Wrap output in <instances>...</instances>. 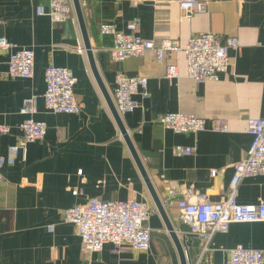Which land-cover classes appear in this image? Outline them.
<instances>
[{"label":"crops","instance_id":"0c3cea01","mask_svg":"<svg viewBox=\"0 0 264 264\" xmlns=\"http://www.w3.org/2000/svg\"><path fill=\"white\" fill-rule=\"evenodd\" d=\"M79 1L108 96L117 72L147 80L145 93L135 96L138 106L120 118L161 203L166 187L176 191L175 199L192 189L211 202L221 201L234 165L245 158L251 144L246 120L264 117V0H205L206 12L189 18L183 17L178 0ZM48 3L0 0V37L34 53L32 78L10 79L5 74L8 54L0 52V126L9 129L0 133V264H179L146 183L92 75L76 18L51 23L46 16H36L35 7ZM133 19L138 20V35L156 46L164 40L184 45L192 36L210 33L221 41L236 39L238 48L228 49L229 67L218 80L204 83L187 77L183 53L166 54L157 61L153 51H147L113 63L108 52L112 38L101 35L99 26L112 23L125 31ZM168 64L178 69V77L171 81L164 77ZM48 65L64 67L75 76L78 114L45 110L43 74ZM32 95L37 97L32 119L46 124V134L43 141L27 145L24 162L10 165L8 148L22 136L19 124L26 118L19 109ZM173 112L203 118L206 130L174 134L163 129L157 118ZM214 119L224 121L227 131H213ZM186 148L193 149L190 155L184 154ZM237 190L239 204L264 201V174L242 179ZM92 198L145 202L152 210L147 223L151 250L124 247L112 253V246L105 244L97 253L82 254L80 239L73 225L63 221V211ZM164 209L187 264H193L197 241L180 223L175 206ZM237 245L264 252V222L232 223L227 232L216 233L209 262L202 264H227V252Z\"/></svg>","mask_w":264,"mask_h":264},{"label":"built area","instance_id":"2783aa9c","mask_svg":"<svg viewBox=\"0 0 264 264\" xmlns=\"http://www.w3.org/2000/svg\"><path fill=\"white\" fill-rule=\"evenodd\" d=\"M131 1V0H123ZM178 7L183 17L206 12L205 0H178ZM36 16H46L51 23L75 21L71 0H49L47 7H35ZM125 31L115 28L112 23L99 26L101 35L111 36L109 48L111 62L120 63L129 58H137L147 51H153L157 61H162L166 54L183 53L186 60V74L195 83L217 81L218 76L229 67L228 49H237L234 38L221 41L219 36L210 33L190 37L182 45L175 40H164L155 45L138 35V20L128 22ZM0 52L8 54L6 77L10 79H31L34 69V53L28 48H18L13 43L0 37ZM81 53L82 49L77 48ZM164 77L171 81L178 77L174 64L165 67ZM45 90L42 95L44 108L51 113L78 114L80 106L74 96L76 78L64 68L48 65L43 74ZM147 87L144 77H127L117 72L111 100L119 116L132 112L138 102L137 95H143ZM37 97L25 99L19 113L26 118L19 124L22 136L16 144L8 148L7 163L24 162L26 147L30 143L43 141L46 124L35 121ZM156 122L165 130L174 134H197L206 130L205 120L182 112L166 113ZM215 132H226L227 125L220 119H214L212 128ZM8 127L0 126V133H7ZM246 133L251 136V144L243 160L237 162L228 185L226 196L219 202H211L205 194L186 189L181 198L175 199L176 191L166 187L165 207L175 206L180 223L186 227L187 234L198 243L193 264L208 263L210 245L216 233H225L232 223L264 222V201L256 205H242L237 202V187L242 179L264 174V117L246 120ZM193 149H184L190 155ZM215 175V171L211 172ZM77 195V191H73ZM152 210L145 202L101 201L89 199L84 205H76L63 211V221L75 228L80 239L82 254L99 252L105 244L112 246V253H119L124 247L137 252L151 250V231L147 223ZM50 232L52 227H47ZM88 264V263H85ZM227 264H264V252L237 245L227 252Z\"/></svg>","mask_w":264,"mask_h":264},{"label":"water","instance_id":"95a60500","mask_svg":"<svg viewBox=\"0 0 264 264\" xmlns=\"http://www.w3.org/2000/svg\"><path fill=\"white\" fill-rule=\"evenodd\" d=\"M72 1V6H73V10H74V14H75V18H76V21L78 23V26H79V29H80V32H81V36H82V40H83V44H84V50H85V53H86V56H87V59H88V62H89V66H90V70L92 72V75L98 85V87L100 88L107 104H108V107L110 109V112L118 126V129L120 131V134L122 136V138L124 139L126 145L128 146V148L130 149V152L134 158V161L146 183V186L150 192V195L153 199V202H154V205H155V208L156 210L158 211L159 215L161 216V219L164 223V226H165V229L168 233V235L170 236L172 242H173V245L175 247V250L177 252V256H178V260H179V264H187V260H186V254H185V251L182 247V244L178 238V236L176 235V232L166 214V211L164 209V206L163 204L161 203V201L159 200L158 196L156 195V192L153 188V186L151 185L149 179L147 178L144 170H143V167L140 163V160L134 150V147H133V144L129 138V135H128V132L127 130L124 128L123 124H122V121H121V118L120 116L118 115V113L116 112L115 108H114V105L112 103V100L111 98L108 96L103 84H102V81L99 77V74L97 72V69H96V66H95V62H94V58H93V55H92V50H91V47H90V42H89V38H88V34H87V31H86V27H85V23H84V19H83V15H82V10H81V5H80V1L79 0H71Z\"/></svg>","mask_w":264,"mask_h":264},{"label":"trees","instance_id":"16d2710c","mask_svg":"<svg viewBox=\"0 0 264 264\" xmlns=\"http://www.w3.org/2000/svg\"><path fill=\"white\" fill-rule=\"evenodd\" d=\"M185 227V226H184Z\"/></svg>","mask_w":264,"mask_h":264}]
</instances>
